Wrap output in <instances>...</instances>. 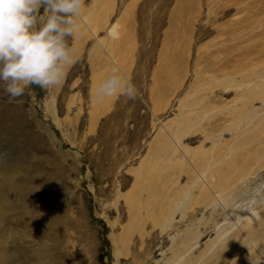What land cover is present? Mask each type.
<instances>
[{"label": "rangeland", "instance_id": "rangeland-1", "mask_svg": "<svg viewBox=\"0 0 264 264\" xmlns=\"http://www.w3.org/2000/svg\"><path fill=\"white\" fill-rule=\"evenodd\" d=\"M236 1L85 0L59 85L0 82V264H264V0ZM114 68L137 100L96 101Z\"/></svg>", "mask_w": 264, "mask_h": 264}, {"label": "clouds", "instance_id": "clouds-1", "mask_svg": "<svg viewBox=\"0 0 264 264\" xmlns=\"http://www.w3.org/2000/svg\"><path fill=\"white\" fill-rule=\"evenodd\" d=\"M84 5L85 0H0V82L9 103L21 102L31 85L48 89L62 82L73 63L68 41L80 30ZM107 35L117 39V26ZM120 95L135 101L140 90L114 68L99 85L96 101Z\"/></svg>", "mask_w": 264, "mask_h": 264}, {"label": "bare ground", "instance_id": "bare-ground-1", "mask_svg": "<svg viewBox=\"0 0 264 264\" xmlns=\"http://www.w3.org/2000/svg\"><path fill=\"white\" fill-rule=\"evenodd\" d=\"M165 1H166V0H165ZM237 1H238V0H237ZM237 1H236V2H237ZM258 1H260V0H258ZM239 2L242 3V4L244 5V2H245V1H243V2H242V1H239ZM252 2H253V1H252ZM164 3H165V2H164ZM248 3H249V2H248ZM253 3H254V2H253ZM259 4H260V3H259ZM259 4H258V5H259ZM253 5H254V4H253ZM260 5H261V4H260ZM260 5H259V6H260ZM244 6H247V5L245 4ZM248 6H249V4H248ZM256 7H257V6H256ZM260 7H261V6H260ZM161 8H162V7H161ZM163 8H164V7H163ZM241 9H242V8H241ZM258 9H259V8H258ZM243 10H244V9H243ZM257 11H258V10H257ZM245 12H246V11H245ZM246 13H251V12H248V11H247ZM185 18H186V17H185ZM245 24H246V23H245ZM247 24H248V22H247ZM249 24H250V23H249ZM242 25H244V24H242ZM255 29H256V28H255ZM248 30H250V28H249ZM252 54H253V53H252ZM252 68H253V67H252ZM241 72H242V71H241ZM243 72H244V71H243ZM243 72H242V73H243ZM238 73H240V72H238ZM261 73H262V72H261ZM240 74H241V73H240ZM240 74H239V75H240ZM240 77H241V76H240ZM242 77H243V75H242ZM242 77H241V78H242ZM261 78H262V77H261ZM243 79H244V78H243ZM245 79H246V78H245ZM249 80H252V79H249ZM242 83H243V82H242ZM242 83H241L240 85H242ZM247 83H249V82H247ZM245 84H246V83H245ZM245 84H244V85H245ZM248 85H249V84H248ZM245 86H246V85H245ZM255 101H256V100H255ZM245 117H246V116H245ZM261 122H262V120H261ZM259 125H260V124H259ZM201 170L203 171L204 176L206 177L205 179H207V178L211 179L213 176H214V177H217V174H218V173L215 172V171H214V173L212 172V173H213V174H212L213 176H212V177L210 176V167H206V165H205V166L203 167V169H201ZM210 177H211V178H210ZM212 180H213V179H212ZM257 218H258V214H257V213H253V214L250 216V220H252V221L257 220ZM246 226H247V225H246Z\"/></svg>", "mask_w": 264, "mask_h": 264}]
</instances>
